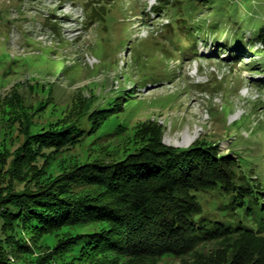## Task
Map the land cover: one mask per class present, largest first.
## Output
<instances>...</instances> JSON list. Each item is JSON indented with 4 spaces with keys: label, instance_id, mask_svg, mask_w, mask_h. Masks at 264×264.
<instances>
[{
    "label": "trees",
    "instance_id": "obj_1",
    "mask_svg": "<svg viewBox=\"0 0 264 264\" xmlns=\"http://www.w3.org/2000/svg\"><path fill=\"white\" fill-rule=\"evenodd\" d=\"M77 1L87 25L112 21L115 0ZM171 1L156 0L154 13L170 11L173 24L191 27L196 0H174L175 7ZM133 13L141 20L149 16L146 7ZM12 22L11 9L0 10V25ZM254 34L250 41L264 42V29ZM204 37L198 39L206 45ZM247 45V39L230 44L237 53ZM131 54L144 64V49ZM62 65L57 76L71 70L68 61ZM20 105L14 121L23 141L0 154V264H264V182L237 152L223 154L204 140L186 149L167 146L162 125L148 121L138 125L121 156L73 163L70 152L121 105L88 107L73 121L59 118L38 130H32L31 118L46 103L39 109ZM56 164L58 170L50 172ZM51 236L58 239L54 247L28 258Z\"/></svg>",
    "mask_w": 264,
    "mask_h": 264
},
{
    "label": "rangeland",
    "instance_id": "obj_2",
    "mask_svg": "<svg viewBox=\"0 0 264 264\" xmlns=\"http://www.w3.org/2000/svg\"><path fill=\"white\" fill-rule=\"evenodd\" d=\"M198 1L192 2L186 31L172 23L170 11L154 13L156 0H115L112 21L88 25L77 0H25L21 11L19 0H0V10L10 8L13 20L0 25V154L23 141L14 121L18 98L33 109L46 103L43 111L30 112L32 130L113 102L121 111L70 152L73 163L121 156L138 125L156 121L164 128L165 145L218 144L223 154H240L264 182V42L250 41L264 29V0ZM135 7H146L149 16L141 20ZM203 33L206 45L198 39ZM127 36L131 40L124 42ZM246 39L247 49H231ZM137 48L144 49L141 66L131 54ZM65 61L71 70L57 76ZM55 237L39 241L28 258L34 261L54 247Z\"/></svg>",
    "mask_w": 264,
    "mask_h": 264
}]
</instances>
